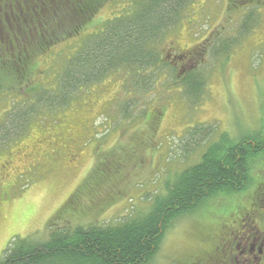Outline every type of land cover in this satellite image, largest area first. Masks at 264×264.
<instances>
[{"label":"rangeland","instance_id":"374dc122","mask_svg":"<svg viewBox=\"0 0 264 264\" xmlns=\"http://www.w3.org/2000/svg\"><path fill=\"white\" fill-rule=\"evenodd\" d=\"M194 2L189 19L170 29L159 47L168 59L177 54L172 59L177 64L179 53L186 51L189 44L199 42L201 48L186 51L193 54L190 58L196 64L184 66L181 59L174 70L178 79L172 73L165 83L157 84L152 73L146 72L140 77L131 74L130 78L140 81L132 85L129 73L120 70L119 78L108 77L109 73L90 89L81 90L72 108L60 110L63 107L60 105L55 112L54 102L40 126L46 131L59 126V149L46 136L29 135L24 138L27 143L17 145L26 133L16 139L6 135L9 130L8 114L3 115L7 107L4 93L15 90L10 89L12 82H21L24 71L18 64L30 72L21 84L33 81L32 76H43L36 68H30L34 66L31 57L25 65L22 60L26 56H21L17 64H12L10 74L0 79V257L14 236L45 238L54 227L69 225L72 229L77 225L112 222L119 214L135 209V203L147 204L152 191L163 180L160 173L165 171L163 163L178 170L194 164L214 138L225 135L231 138L225 142L228 144L249 135L264 137V6L248 7L255 17L258 15L254 29L232 46L227 57L206 51L202 56L207 36L221 39L223 34L234 33L239 21L226 19V0ZM106 7L90 19L82 30L84 36L78 40L86 43L99 35L94 33L98 26L95 18L111 15ZM241 13L243 9L237 12ZM171 38L175 41L169 42ZM99 51L92 49L73 58L71 66L75 67L80 59L96 62ZM73 55V48L63 46L60 56L50 64L54 77L41 81L40 85L54 89L58 76L65 71L62 59ZM118 55L121 57L119 51ZM112 56L116 57V53ZM90 62L88 66L92 65ZM8 63V59L0 57V65ZM104 63L96 65L107 64ZM161 68L171 71L168 66ZM141 72L138 70V74ZM190 72L196 74V85H201L198 97L188 95L183 82V76ZM142 81H147V85ZM109 83L114 86L106 85ZM73 90L63 92L71 95ZM63 92L59 91V96ZM85 99L97 106L89 123ZM196 128L199 131L192 136ZM74 144L81 146L70 156L66 151ZM47 146L49 153L37 152ZM97 160L98 174L93 171ZM247 172L244 184L211 192L202 197L193 212L173 220L150 264H230L237 250L235 240L227 243L229 231L230 236H235L241 225L251 223L252 208L255 213L264 212L259 205L264 203L259 197L264 195V150L251 157ZM175 177L170 175L169 180L173 182ZM74 192V197L70 196Z\"/></svg>","mask_w":264,"mask_h":264},{"label":"trees","instance_id":"16d2710c","mask_svg":"<svg viewBox=\"0 0 264 264\" xmlns=\"http://www.w3.org/2000/svg\"><path fill=\"white\" fill-rule=\"evenodd\" d=\"M194 1L196 0H0V57L9 61L6 65H0V79L10 74L12 64H17L21 56H26L22 60L25 65H28L27 59L31 57L30 63L34 66L30 68H36V71L43 74L42 77L32 76L33 81L28 80L30 83L21 84L30 72L18 64L24 71L21 82H12L10 89L15 90L4 93L7 96V107L3 115L8 114L6 127L9 130L6 135H13L8 138L16 139L26 133L16 142L20 145L27 143L24 141L26 136H46L55 145L57 143L59 149V126L54 131H46L40 126L41 119L45 120L48 115L45 112H51L52 108L48 107H52L54 102L55 112L60 105H63L60 110L69 106L72 108V102L81 90L90 89L89 86L98 83L99 78H107L109 73L108 77L119 78L120 70L129 73L132 85L139 84L140 81L135 77L130 78L131 74L140 77L142 73H152L156 79L155 84L166 81L172 73L176 78L178 74L177 71L174 72L177 68L175 65H179L181 59L182 65L188 61L192 64L194 60L190 57L193 54H187L186 51L196 49L200 43L189 44L186 51H181L177 64L172 61L177 54L168 59L159 44L164 41L170 29L189 19V13L194 11ZM226 2L225 17H230V22L239 21L238 30L223 34L221 39L210 38L211 34L207 36L202 44V56H205L206 51V54L227 57L232 46L245 36L248 37V33L254 29L258 15L255 17L253 10L249 11L248 7L254 4L255 7L259 4L264 6V0ZM105 5L112 16L108 14L106 18H95L98 26L94 33L99 35L86 43L78 40L77 38L84 36L82 30L86 24ZM240 9H243V13L237 14ZM18 11H21L20 15ZM234 35L238 37L234 38ZM173 41L175 40L172 38L169 40ZM63 46L73 48L74 55L72 58L62 59L65 71L58 76L56 87L44 88L40 82L54 77L55 73L50 74L53 69L50 64L60 56ZM92 49H100L96 62L80 59L75 67L71 66L73 58L85 55ZM114 52L116 57L112 56ZM101 61L107 64L96 65ZM89 62L92 65L88 66ZM115 63L117 64L114 65ZM162 66H168L171 71L168 72ZM76 67L81 69L74 71ZM138 70L143 72L138 74ZM142 82L147 85V81ZM183 82L188 95L200 96L201 85H196L197 77L194 72L185 74ZM112 83L106 85H113ZM65 89L74 90L70 95L63 92ZM13 91L16 93H12ZM59 91L63 92L60 96ZM17 102H21L19 107ZM95 104L85 99L88 123L97 111ZM102 107L103 105L100 110ZM30 126L31 129L27 132ZM193 131L192 136L198 133L199 128ZM230 139L225 135L214 138L203 150L199 160L194 164H187V167L181 168L182 171L163 163L165 171L160 172L163 180L152 191L148 203H135V209L119 214L112 222L77 225L72 229L69 225L62 228L53 226L45 238H38L36 235L14 236L6 245L0 264H150L173 220L193 212L198 208L202 197L211 192L244 184L251 157L264 150V137L260 134L249 135L226 144ZM80 146L74 144L66 152L69 155L71 152L75 154L76 148ZM92 149L95 152L93 146ZM37 152L49 153L50 148L47 146ZM164 158L167 156L164 155ZM93 171L96 174L100 172L98 160ZM170 175L176 176L173 182L169 180ZM76 192L70 196L74 197Z\"/></svg>","mask_w":264,"mask_h":264},{"label":"flooded vegetation","instance_id":"af4514ba","mask_svg":"<svg viewBox=\"0 0 264 264\" xmlns=\"http://www.w3.org/2000/svg\"><path fill=\"white\" fill-rule=\"evenodd\" d=\"M187 63L191 65V61ZM195 63L196 61L194 60L192 64ZM259 197H261V199L263 198L262 201H264L263 194L259 195ZM254 205L255 203L253 206ZM259 205L264 209V203L261 204L260 202ZM253 210L252 208L250 214L252 217L251 223H246L245 226L241 225L240 230L237 231L235 236H230V231L228 233L227 243L230 245L232 240H235V249L237 250L230 264H264V212L260 213L259 210L258 213H255ZM233 227L235 226L233 225ZM195 249L197 248L195 247ZM231 252L233 253L232 250ZM199 253H201V251H199Z\"/></svg>","mask_w":264,"mask_h":264}]
</instances>
